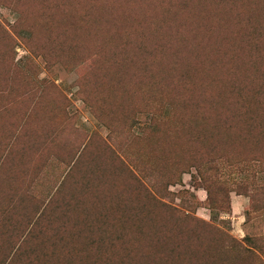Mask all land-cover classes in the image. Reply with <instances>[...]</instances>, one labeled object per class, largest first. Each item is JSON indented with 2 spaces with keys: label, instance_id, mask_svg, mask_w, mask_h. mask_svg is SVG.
<instances>
[{
  "label": "rangeland",
  "instance_id": "1",
  "mask_svg": "<svg viewBox=\"0 0 264 264\" xmlns=\"http://www.w3.org/2000/svg\"><path fill=\"white\" fill-rule=\"evenodd\" d=\"M49 1L47 5L45 0H0V163L12 143L19 150L28 146V152L21 153L22 161L27 163L30 154L31 163L19 186L39 197L43 194L47 201L46 189L52 187L50 195L55 191L82 149H91L93 158L97 151L100 169H93V184L108 192L118 183L130 201L136 198L140 208L149 206L151 217L134 224L145 223L148 232L158 237L164 234L166 246L176 247L175 252L185 257L175 254L176 259L167 262L152 255L145 262L139 258L140 264H203L208 236L236 242L234 255L230 253L233 264H264V196L232 185L249 167L257 171V164L250 162L253 153L264 157L260 133L264 113H256L253 125L255 116L246 113L235 87L257 89L264 74V0H256L257 18L238 19L235 32H221L228 39L218 31L211 36L205 31L202 36L176 26L166 34L159 31L158 39L151 30L143 37L139 29L109 38L97 32L98 37L92 32L103 27H91L85 7L71 14L75 20L68 17L66 24H59L46 17L58 11L63 1L73 0ZM254 31H260L251 39H257V48L250 41ZM184 34L193 41L199 35L204 43L201 49L182 55L181 48L177 53L170 47L174 37L180 43ZM195 53L215 61L205 70ZM217 54L220 57L214 58ZM206 133L213 142L200 138ZM72 143L77 153L74 157L71 153L70 159ZM188 145L203 159L223 160L226 208L217 202L207 205L205 190L196 187L199 178L194 167H185L179 179L148 202L112 164L116 155L132 168L122 149L141 165L157 161L167 178L173 174V159L185 161ZM42 173L49 184L41 181ZM81 174L84 170H77L76 176ZM0 190L7 191L4 184ZM220 197L225 199V192ZM41 209L38 203L37 215ZM190 218L213 225L222 235L202 231L199 223L193 227ZM178 227L188 229L182 250L175 232ZM26 228L27 232L30 226ZM121 248L115 253L125 254ZM210 250L214 252L213 247ZM9 251L4 252V260L11 258Z\"/></svg>",
  "mask_w": 264,
  "mask_h": 264
},
{
  "label": "trees",
  "instance_id": "2",
  "mask_svg": "<svg viewBox=\"0 0 264 264\" xmlns=\"http://www.w3.org/2000/svg\"><path fill=\"white\" fill-rule=\"evenodd\" d=\"M45 3L51 4L49 0H45ZM62 3L64 4L58 5L60 6L58 11L53 14L49 12L46 18L55 23L66 24L68 17L76 19L71 14L79 13L85 7L84 10L89 15L88 23H93L91 27L100 28V25L103 27L102 30H93L92 34L99 37L97 32H101L107 36L106 38L123 34L128 29H131L130 31L139 29L143 37H146L145 32L151 30L157 35L154 34V39H158L161 37V32L166 34L175 26L180 28L178 29L180 31L185 28L202 36H205L206 31L211 36V32L216 31L220 34L227 31L235 32L233 25L238 23V19L244 18L251 21L253 17L259 16L256 0H73V3L72 1ZM256 30H260L259 26ZM259 32H252L250 37L251 43L256 48L258 47L255 44L257 39H254V42L251 39ZM124 34H127V31ZM222 35L227 38L226 35ZM233 37L234 35H231L229 38ZM149 38L152 39L151 34ZM183 38V41L179 43L174 37L173 42L170 43V47L177 49V53L181 48L182 55L186 51H198L204 44L199 40L201 39L199 35H196L195 41L185 34ZM208 41L210 39H206V42ZM199 54L195 53L194 56L202 63L205 70L209 69L215 60L210 61L211 58L206 57L202 59ZM220 55L217 54L214 58ZM257 85L258 88L251 91L242 89L241 85H235L240 102L244 103L247 108L246 113H250L252 117L256 113H264L262 111L264 98L262 103L258 101L264 96V74L258 79ZM255 103L259 104L255 105ZM259 106L260 109L256 112V107ZM255 122L256 116L252 124ZM260 133L264 134V128H261ZM200 138L204 141L209 140L207 133L206 137ZM193 142L190 141L192 144ZM248 145L256 146L251 143ZM28 148L27 146L26 150L22 148L19 150L16 144L12 143L0 163V185L4 184L7 189V191L0 190V264H140L139 258L145 262L152 255H158L167 262L175 260V254L182 259L185 258L181 252L178 254L175 252L176 247L166 246L164 234L158 237L148 232L145 223L139 226L134 224L145 217H151L149 206L140 208L136 198L130 201L124 196V188L118 183L114 182L108 192H105L100 185L93 184L94 182L90 179L93 169H100L96 160L100 158L97 151L93 158L92 150L88 148L85 150L84 147L72 164L70 172L56 186L55 191L50 195L52 187L46 189L48 190L46 196L49 197L46 201L43 194L39 197L35 191H25L19 186L18 181L23 182L21 178L27 175L29 171L27 164L31 163L30 154L27 163L22 161L21 153L28 152ZM120 150L130 162H133L132 168L116 155L113 156L112 162L114 168L125 174V182L135 191L142 192L140 194L146 201H155L154 195L161 194L168 185L179 179L185 167H194L199 178L198 182L195 181L196 187L199 186L205 190L207 205L212 207L217 202L220 208L224 205L226 208L228 183L221 179V176L225 174L226 165L219 157L211 162L208 157L206 159L199 157L190 145L185 146V161L173 159L171 163L173 174L164 178L157 161L144 162L141 165L137 159L133 160L128 152L126 154L124 150ZM69 152L70 154L67 153L70 159H72L71 153L72 157L76 156L74 143L71 144ZM17 155H19L18 158ZM250 162L257 164L255 165L258 167L257 171L249 167L247 172L238 179H233L235 182L236 179L239 181L232 185L237 184L239 188L256 191L264 196V157L260 159L253 153ZM77 170H84V174L76 176ZM217 173L220 175L214 176ZM41 181L45 184L50 183L45 173H42ZM224 192L225 199L218 198L220 194L224 196ZM38 203L41 204L42 209L37 215L35 209ZM46 217H55V219L48 220ZM33 218L35 222L30 223ZM190 219L193 227L199 223L200 229L204 232H218L211 224L200 222L195 218ZM215 219L212 213L211 221ZM26 226H30L27 232ZM186 231L188 229H182V227H178L175 231L181 239V250L186 245L184 240ZM218 233L222 235L220 231ZM136 234L139 237H134ZM124 245L127 248H124ZM121 246L126 253L123 254L122 250L120 253H115V250ZM211 247L214 252L210 250ZM235 247L236 242L233 239L216 237L214 239L213 236H208L203 264H233L232 255H234ZM8 249L11 252V258L9 256L7 260H4V252Z\"/></svg>",
  "mask_w": 264,
  "mask_h": 264
}]
</instances>
